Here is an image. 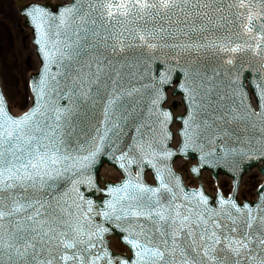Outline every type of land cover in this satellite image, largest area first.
Returning <instances> with one entry per match:
<instances>
[{
    "label": "snow or ice",
    "instance_id": "6c2138e0",
    "mask_svg": "<svg viewBox=\"0 0 264 264\" xmlns=\"http://www.w3.org/2000/svg\"><path fill=\"white\" fill-rule=\"evenodd\" d=\"M17 12L34 71L17 63L19 93L0 78V264H264V182L242 196L264 162V0Z\"/></svg>",
    "mask_w": 264,
    "mask_h": 264
},
{
    "label": "rangeland",
    "instance_id": "374dc122",
    "mask_svg": "<svg viewBox=\"0 0 264 264\" xmlns=\"http://www.w3.org/2000/svg\"><path fill=\"white\" fill-rule=\"evenodd\" d=\"M30 37L31 33L23 26V18L15 8V0H0V74L6 86L17 93L24 88L17 63L23 62L27 75L34 71L29 63L32 59ZM244 194L252 195L247 191Z\"/></svg>",
    "mask_w": 264,
    "mask_h": 264
},
{
    "label": "bare ground",
    "instance_id": "6f19581e",
    "mask_svg": "<svg viewBox=\"0 0 264 264\" xmlns=\"http://www.w3.org/2000/svg\"><path fill=\"white\" fill-rule=\"evenodd\" d=\"M59 2V0H53V3ZM10 15V14H8ZM29 31V30H28ZM173 101H177L180 102L179 97L173 98L172 101H170V103L172 104ZM183 109V105L180 104L178 109L176 110L177 113L182 112ZM102 174L105 175H110V176H116V170L111 167V166H105L102 170H101ZM230 178L226 175H222L220 176L219 180L221 182H225L228 181ZM263 175L261 174V171L259 169V167H256L252 170H250L249 172H247L244 176H243V181H244V188H245V192H250L249 190L258 182V181H262L263 182ZM205 180L206 182H214L215 179L212 177L211 172H206L205 173ZM244 192V193H245ZM243 196V194H242Z\"/></svg>",
    "mask_w": 264,
    "mask_h": 264
},
{
    "label": "water",
    "instance_id": "95a60500",
    "mask_svg": "<svg viewBox=\"0 0 264 264\" xmlns=\"http://www.w3.org/2000/svg\"><path fill=\"white\" fill-rule=\"evenodd\" d=\"M25 26H26V25H25ZM26 27H27V26H26ZM172 104H174V105L176 106L175 110H177L178 107H179V105L182 104V103H181V102H177V101H173ZM182 105H183V104H182ZM105 165H106V164H105ZM108 165H110V164H108ZM256 167H259V169H260L262 175L264 176V171H262V169H264V162L253 163L252 165L248 166V169H247L246 173L249 172L250 170L256 168ZM101 170H102V169H101ZM218 171L220 172V174H224V175H226L225 172H224L223 170H218ZM246 173H245V174H246ZM245 174H244V175H245ZM214 177H215V176H214ZM215 178H216V177H215ZM219 178H220V176H219Z\"/></svg>",
    "mask_w": 264,
    "mask_h": 264
}]
</instances>
